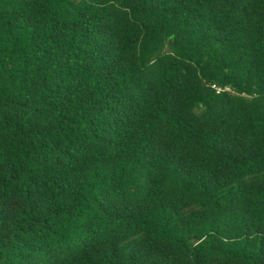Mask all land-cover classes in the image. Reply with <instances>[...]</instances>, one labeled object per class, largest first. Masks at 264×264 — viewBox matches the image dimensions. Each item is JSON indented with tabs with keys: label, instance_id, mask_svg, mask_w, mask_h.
Instances as JSON below:
<instances>
[{
	"label": "trees",
	"instance_id": "16d2710c",
	"mask_svg": "<svg viewBox=\"0 0 264 264\" xmlns=\"http://www.w3.org/2000/svg\"><path fill=\"white\" fill-rule=\"evenodd\" d=\"M0 264H264V0H0Z\"/></svg>",
	"mask_w": 264,
	"mask_h": 264
}]
</instances>
